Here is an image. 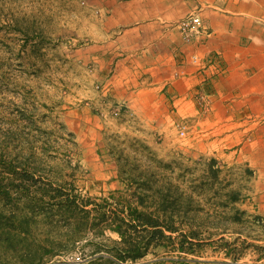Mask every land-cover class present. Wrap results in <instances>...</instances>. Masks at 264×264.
Returning a JSON list of instances; mask_svg holds the SVG:
<instances>
[{
	"label": "rangeland",
	"instance_id": "obj_1",
	"mask_svg": "<svg viewBox=\"0 0 264 264\" xmlns=\"http://www.w3.org/2000/svg\"><path fill=\"white\" fill-rule=\"evenodd\" d=\"M86 2L0 0V264H87L96 242L119 240L89 232L67 251L64 218L48 209L65 195L132 199L118 159L136 175L148 167L163 173L150 181L148 199L164 201L168 219L177 201L167 222L177 230L166 231L142 263L264 264V226L245 160L200 154L187 119L155 131L157 124L115 101L102 64L90 57L97 13ZM13 163L18 176L9 173ZM28 236L59 243L58 254L34 258Z\"/></svg>",
	"mask_w": 264,
	"mask_h": 264
},
{
	"label": "crops",
	"instance_id": "obj_2",
	"mask_svg": "<svg viewBox=\"0 0 264 264\" xmlns=\"http://www.w3.org/2000/svg\"><path fill=\"white\" fill-rule=\"evenodd\" d=\"M95 11L90 57L104 87L138 117L170 130L194 124L196 150L240 155L264 226V0H87ZM198 15L204 36L177 23ZM91 45V44H90Z\"/></svg>",
	"mask_w": 264,
	"mask_h": 264
},
{
	"label": "trees",
	"instance_id": "obj_3",
	"mask_svg": "<svg viewBox=\"0 0 264 264\" xmlns=\"http://www.w3.org/2000/svg\"><path fill=\"white\" fill-rule=\"evenodd\" d=\"M118 162L123 179L130 181V186H134L132 199L120 201L107 198L101 201H93L91 198L80 199L77 196L65 195L59 197L57 202L52 199L48 209L54 215L64 218L68 240H70L67 251H72L77 242L85 236L83 234L89 232H94L96 236L103 238H106L108 231L119 235V240H113V246L96 242L94 254L86 261L87 264L158 263V261L144 263L142 261L150 255L154 248L162 244L163 239L167 236L166 231L175 232L177 230L167 223L174 221L177 201L172 203L174 210L172 217L168 219L165 217V212L168 210L165 202H151L148 199L151 189L150 181L164 176L163 173L158 170L151 171V167H148L136 175L133 171L126 170L121 159H118ZM127 162L129 163L128 160ZM8 168L12 176L20 174L14 163ZM2 182L3 180L0 179V186ZM159 182H161L160 179H158ZM30 190V187L25 186L22 188V193H30ZM9 196L10 193H5L6 198ZM26 200L34 201L30 198H26ZM81 228L84 229L80 232ZM2 239L9 242L4 236ZM25 242L29 243L26 248L27 252L33 254L36 259H42L46 256L52 257L59 252L56 250L60 247L59 243H54L53 246L48 243L44 244V242L39 243L35 237L29 236L26 237Z\"/></svg>",
	"mask_w": 264,
	"mask_h": 264
},
{
	"label": "built area",
	"instance_id": "obj_4",
	"mask_svg": "<svg viewBox=\"0 0 264 264\" xmlns=\"http://www.w3.org/2000/svg\"><path fill=\"white\" fill-rule=\"evenodd\" d=\"M177 27L187 40L202 37L207 30L202 19L196 14L179 21Z\"/></svg>",
	"mask_w": 264,
	"mask_h": 264
}]
</instances>
